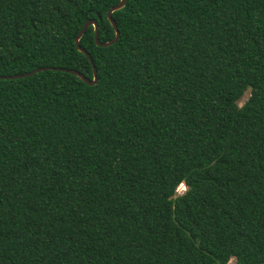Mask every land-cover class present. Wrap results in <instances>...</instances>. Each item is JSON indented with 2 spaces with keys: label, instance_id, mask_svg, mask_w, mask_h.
<instances>
[{
  "label": "trees",
  "instance_id": "1",
  "mask_svg": "<svg viewBox=\"0 0 264 264\" xmlns=\"http://www.w3.org/2000/svg\"><path fill=\"white\" fill-rule=\"evenodd\" d=\"M119 1L0 0V77L43 69L0 78V264H264V0H126L90 62Z\"/></svg>",
  "mask_w": 264,
  "mask_h": 264
},
{
  "label": "water",
  "instance_id": "2",
  "mask_svg": "<svg viewBox=\"0 0 264 264\" xmlns=\"http://www.w3.org/2000/svg\"><path fill=\"white\" fill-rule=\"evenodd\" d=\"M125 4H126V0H120L117 5H115L111 9H109L108 12H107V19H108L109 23L112 25V27H113V29L115 31V37L111 41H109L107 43H100L99 42V39H98V25L93 20L87 21L83 25V27L81 28L78 36L75 39V45H76L77 49L89 59L90 62H91V58H90L89 54L84 49H82L79 46V40H80V38L83 36V34L87 30V28H89L90 26H92L94 28V39H95V42H96V44L98 46H101V47H109V46L115 44L116 41L119 38V31L117 29V26L115 24V21L112 18V13L115 12V11H119L120 9H122L125 6ZM58 70L67 71V70H64V69H58ZM39 71H43V69H39V70L30 72V73H26V74H23V75H15V76H10V77H0V78H2V79L24 78V77L32 76L36 72H39ZM71 73L76 74L77 76H79L88 85H95L97 83L96 70H95L94 67H93V79H92V81H89L88 79H86L85 77H83L81 74H79L77 72L71 71Z\"/></svg>",
  "mask_w": 264,
  "mask_h": 264
},
{
  "label": "rangeland",
  "instance_id": "3",
  "mask_svg": "<svg viewBox=\"0 0 264 264\" xmlns=\"http://www.w3.org/2000/svg\"><path fill=\"white\" fill-rule=\"evenodd\" d=\"M249 95V91L245 92L244 96L241 98V100L238 102L239 106H242V104L247 100ZM185 191V186L181 187V185L177 188V193L182 194ZM228 264H235V259H231Z\"/></svg>",
  "mask_w": 264,
  "mask_h": 264
},
{
  "label": "snow or ice",
  "instance_id": "4",
  "mask_svg": "<svg viewBox=\"0 0 264 264\" xmlns=\"http://www.w3.org/2000/svg\"><path fill=\"white\" fill-rule=\"evenodd\" d=\"M181 187H183V185H181Z\"/></svg>",
  "mask_w": 264,
  "mask_h": 264
}]
</instances>
